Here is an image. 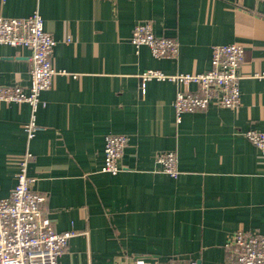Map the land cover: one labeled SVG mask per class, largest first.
Returning <instances> with one entry per match:
<instances>
[{
    "label": "crops",
    "instance_id": "0c3cea01",
    "mask_svg": "<svg viewBox=\"0 0 264 264\" xmlns=\"http://www.w3.org/2000/svg\"><path fill=\"white\" fill-rule=\"evenodd\" d=\"M35 10L57 41L58 73L41 93V128L31 140L24 130L29 103L0 102V198L9 196L29 149L33 188L47 195L55 229L77 232L59 264L177 257L225 264L234 231L264 233V150L243 134L264 132V2L0 0L6 17ZM148 20L157 35L179 42L177 59L131 43L134 26ZM227 43L245 47L239 108L210 106L177 124L178 84L144 73H202L211 67L212 45ZM30 54L0 44L1 83L28 86ZM108 133L128 137L117 174L102 171ZM164 151L177 152L178 177L157 163Z\"/></svg>",
    "mask_w": 264,
    "mask_h": 264
},
{
    "label": "built area",
    "instance_id": "2783aa9c",
    "mask_svg": "<svg viewBox=\"0 0 264 264\" xmlns=\"http://www.w3.org/2000/svg\"><path fill=\"white\" fill-rule=\"evenodd\" d=\"M264 2V0H258ZM131 43L139 48L146 45L155 58L177 59L179 42L169 36L157 35L151 21L138 22L131 34ZM69 42V40H68ZM57 41L44 27L41 13L35 10L27 17L0 15V44L30 50V84H4L0 81V102L29 103L31 118L24 125L28 140L41 128L37 111L42 104L41 93L52 88L58 71L52 63ZM211 67L202 73L167 75L161 70L149 69L145 78L169 80L178 84L173 102L176 123L185 113L205 111L210 106L237 110L241 104L239 73L245 58V47L240 43L215 44L211 47ZM195 89H183V84ZM256 147L264 150V132L250 129L243 132ZM128 145V137L121 133L105 136V163L103 172L117 174L123 170L120 161ZM33 154L27 149L20 157L15 173L16 183L9 196L0 198V264H59V258L68 250L76 231L59 232L50 218L47 195L37 192L36 177L29 175ZM162 170L178 177L180 169L176 151L156 153ZM225 248V264H264V233L247 230L234 231ZM133 264H161L144 258ZM165 264H198L187 257L170 259Z\"/></svg>",
    "mask_w": 264,
    "mask_h": 264
}]
</instances>
